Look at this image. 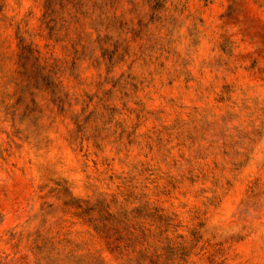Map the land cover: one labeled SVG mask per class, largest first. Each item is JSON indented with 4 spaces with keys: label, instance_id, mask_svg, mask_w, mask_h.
I'll list each match as a JSON object with an SVG mask.
<instances>
[{
    "label": "rangeland",
    "instance_id": "1",
    "mask_svg": "<svg viewBox=\"0 0 264 264\" xmlns=\"http://www.w3.org/2000/svg\"><path fill=\"white\" fill-rule=\"evenodd\" d=\"M0 264H264V0H0Z\"/></svg>",
    "mask_w": 264,
    "mask_h": 264
}]
</instances>
